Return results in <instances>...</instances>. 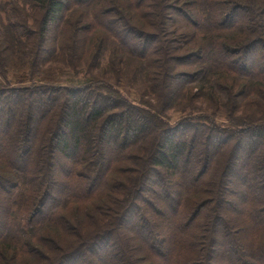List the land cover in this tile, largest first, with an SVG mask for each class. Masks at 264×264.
<instances>
[{"label": "trees", "instance_id": "1", "mask_svg": "<svg viewBox=\"0 0 264 264\" xmlns=\"http://www.w3.org/2000/svg\"><path fill=\"white\" fill-rule=\"evenodd\" d=\"M24 1L41 17L30 24L23 11L5 14L0 36L22 59L38 66L83 56L99 66L110 44V62L117 51L135 60L158 103L135 105L98 79L0 83L3 264L14 256L41 264L49 253L58 256L48 264H264V0ZM194 88L228 125L202 113L170 125L161 113L191 104ZM242 109L254 117L235 120ZM229 141L225 168L240 170L237 182L223 170L215 196L190 214L189 198L206 193L203 177ZM123 175L125 194L107 205ZM231 182L240 192L233 204ZM160 190L172 194L157 198L163 206L153 200ZM225 205L242 221L225 219ZM91 209L92 218L104 215L101 226L60 249L61 237L82 232L71 217L81 224L80 210ZM234 233L250 239L239 252Z\"/></svg>", "mask_w": 264, "mask_h": 264}, {"label": "rangeland", "instance_id": "2", "mask_svg": "<svg viewBox=\"0 0 264 264\" xmlns=\"http://www.w3.org/2000/svg\"><path fill=\"white\" fill-rule=\"evenodd\" d=\"M31 4H27L24 0H0V36L2 34V31L5 32L1 24L5 22L6 15L14 16L16 13H21L23 11V15L25 18L28 19L29 23L31 24L33 22V19H38L41 17L42 12H40L39 9L30 6ZM127 7L124 6V12L127 14H132L135 18L136 15L134 12L127 8V11L125 10ZM6 14V15H5ZM137 19V18H136ZM7 22V21H6ZM137 29H147L145 26L140 25L139 23H136L135 25ZM109 47L112 49V45L109 44ZM30 48V47H29ZM111 49H107L104 52V55L102 56V59L100 61L99 66L95 65L94 63L88 61H83V56L80 58L79 62L76 60L72 63L66 64L63 62L62 59L60 60H51L47 63L38 64L35 66H32V60L33 58L28 56L26 58H21L20 53L16 46L11 45L5 38H0V83L4 84H12V85H23V84H29L31 82H37V83H44L48 85H68V86H77V84H82L88 80L91 79H98L103 80L106 83L112 85V88L119 91L121 95L128 98L133 102L135 105H139L142 103L145 105V107L148 105H157V101H155V98L150 93L148 88L146 87L145 80L142 79L141 76V70L135 60L126 59V57L122 56L118 51L115 53V58H118L117 64L114 62H110V54ZM31 69H29V66ZM91 67V68H90ZM192 93H197L196 88L192 89ZM196 98L192 100L191 104L188 106L181 105H175L171 109H167L164 113H161L164 118L170 122V125H175L179 120H181L183 117H186L187 114L192 113H199L202 115H209L213 116V118H216V122L221 125L223 124H229L228 120L230 118L226 116L225 114L221 113V111H216L213 108H209L212 103L208 100H203L201 97H198L195 95ZM143 105H141L143 107ZM165 110V109H164ZM252 110H240V112L236 113L237 118L235 120H245L249 121L254 116L252 115ZM260 114H255L256 116H259ZM224 125V126H227ZM228 131L227 129H225ZM232 141H229L228 144L224 147L223 151L220 153V155H217L212 161V163L209 166L208 171H206V174L204 175V185L206 193H198L197 195H191L190 204L187 209V211L191 214L194 213L196 208L199 207L202 203L205 202V200H210L212 197L215 196V192L217 188L221 187L222 182L221 180V174L222 171L225 173L224 178L225 181H236L237 178L234 174V170H238V168L234 167V164L230 163L228 164L229 167L225 168L227 165L228 157L231 155V147ZM0 166L2 164L0 163ZM130 166L131 165H125ZM138 166V165H137ZM1 171H3V168H0ZM126 176H116L114 178L119 179L121 187L120 189H117L115 193H108L105 201L107 205L113 204L114 199L120 198L123 196V193L125 194L126 189H123L124 185L129 181L127 178H122ZM202 178V179H203ZM171 180H177V177H173ZM240 184V183H239ZM229 186L231 188H234V184L231 182L229 183ZM240 185H238L239 187ZM211 188V189H210ZM123 189V190H122ZM202 189V186L200 187ZM122 190V191H119ZM171 193H164L161 190L158 191V193L155 195V198L153 196V200L156 204L163 206L164 204L162 201L158 200L157 198L164 197L163 201L169 200V196H171ZM227 198L230 199L231 204L235 203L238 198H240V192L239 188L235 186L234 193L233 194H227ZM111 197V198H107ZM205 199V200H204ZM202 200H204L202 202ZM202 202V203H201ZM101 203V202H100ZM163 204V205H162ZM82 208V206H80ZM187 208V207H186ZM226 208L225 212H223V217L227 219V217H230L236 222L235 225L238 224V221H242L240 218L237 221V216H235V213H232L234 210L233 205H225L224 209ZM232 209V211H231ZM94 211V209H91L87 212V214L84 213V210H80V213H82L81 217H77L78 221H82L81 224L77 223L76 219L74 217H71L72 222L76 227H79L81 229V233L72 234L68 238V241L65 242L64 238H60V243L64 246H68L67 248L62 247L60 245V249L66 250L70 246H77L81 238H77V235L80 234L82 239L86 238L90 234H92L95 230H97L102 222L104 221V215L101 213L94 214L95 218H92L91 213ZM228 211V212H227ZM192 213V214H193ZM75 213L71 212V216H73ZM187 214V213H186ZM108 218V217H107ZM107 219H105L106 221ZM87 223V224H86ZM222 224V222H221ZM232 225L231 226H235ZM95 228V230H93ZM93 230V231H92ZM92 231V232H91ZM91 232V233H90ZM90 233V234H88ZM60 232H57V235H59ZM51 235H54L51 233ZM127 235H130L129 233ZM243 239L244 240H250L248 239L246 233H242L240 235H236L234 233L233 240L234 243L238 246V243L240 244L239 247H236V250L239 252L241 251V248L243 246ZM231 240V239H229ZM130 246L136 245L138 242L135 238H129L128 239ZM223 241H226L223 238ZM232 241V240H231ZM141 248L139 250L140 255L147 254L146 250L140 245ZM235 250V251H236ZM255 251V250H254ZM220 252V251H219ZM47 254L48 251H45ZM221 253V252H220ZM138 254V253H137ZM46 257H49L48 262H52L54 258L58 256V253L51 255V253L45 255ZM19 257V256H18ZM14 256V260H12V264H36L34 261H32L31 258H18ZM220 258V257H219ZM220 260V259H219ZM48 262L43 261L40 262L41 264H48ZM4 261L0 260V264H3ZM148 264V260L143 263Z\"/></svg>", "mask_w": 264, "mask_h": 264}]
</instances>
